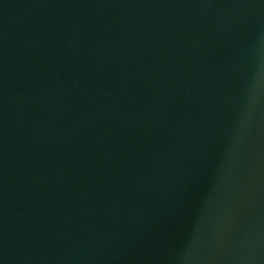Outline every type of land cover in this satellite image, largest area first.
I'll return each mask as SVG.
<instances>
[{
    "label": "water",
    "instance_id": "water-1",
    "mask_svg": "<svg viewBox=\"0 0 264 264\" xmlns=\"http://www.w3.org/2000/svg\"><path fill=\"white\" fill-rule=\"evenodd\" d=\"M0 264H264V0H0Z\"/></svg>",
    "mask_w": 264,
    "mask_h": 264
}]
</instances>
